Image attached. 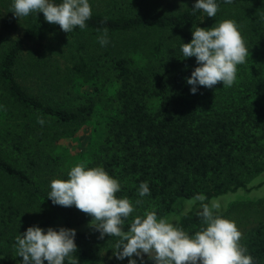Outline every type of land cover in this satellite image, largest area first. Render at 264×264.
Instances as JSON below:
<instances>
[{
  "label": "trees",
  "instance_id": "trees-1",
  "mask_svg": "<svg viewBox=\"0 0 264 264\" xmlns=\"http://www.w3.org/2000/svg\"><path fill=\"white\" fill-rule=\"evenodd\" d=\"M54 2L59 4L62 0ZM216 3L217 12H221L261 5L264 0H232L230 4L216 0ZM193 6L165 13L119 12L108 16L92 12L84 30L79 26L74 29L84 37L95 73L88 78L81 65V70L79 67L67 70L66 79L72 88L77 75L78 79L96 80L95 95L79 97L71 106L44 102L18 80L22 53L46 23L42 16L31 13L32 21L23 37L0 52V224L18 235L33 225L76 229L78 264H97L101 249L115 247L119 237L99 239L100 233L89 226L93 219L89 214L74 205H54L48 198L49 192L35 187L27 170L22 168L28 160L30 168L37 166L58 174L60 164L53 156V146L92 121L95 145L86 167H103L121 184L117 198L127 197L133 203L134 211L122 225L124 231L136 216L143 217L147 211L155 210L158 219L169 220L178 211L180 202L195 200L198 194H203L206 197L203 203H208L249 189L251 167L257 170L259 155L264 154V106L256 102L248 104L246 99L224 100L216 86L211 89L198 86L197 93H191L192 86L186 78L198 65L195 57L184 58L181 46L191 42L194 25L213 27L212 23L209 26L204 23L207 13L194 11ZM250 20L251 31L259 34L264 30V16L257 14ZM46 25L60 29L59 25L48 22ZM105 28L108 34L132 30H155L161 35L169 30H184L185 34L174 47L163 50L161 43L157 45L158 69L147 74L134 67L130 59L112 57L85 39L101 35ZM103 68L111 72L110 80L106 78L108 86L100 80ZM254 90L257 98L264 100V76L257 79ZM38 117L44 119L43 126L37 123ZM142 182H148L150 191L144 197L139 196ZM19 195L24 197L17 199ZM48 199L52 206L44 207L37 222L17 224L24 200L49 205L44 204ZM138 199L142 201L140 205L135 204ZM200 211L192 208L180 217L176 226L190 235L200 231L205 227ZM241 245L254 258L253 264H264V224L254 228ZM0 264H22V257L17 255L14 260Z\"/></svg>",
  "mask_w": 264,
  "mask_h": 264
},
{
  "label": "rangeland",
  "instance_id": "rangeland-1",
  "mask_svg": "<svg viewBox=\"0 0 264 264\" xmlns=\"http://www.w3.org/2000/svg\"><path fill=\"white\" fill-rule=\"evenodd\" d=\"M12 3L13 0H0V52L22 38L32 21L31 13L20 19L15 17L14 13L11 12ZM89 3L92 12L112 16L119 12L127 14L165 13L167 10L179 12L195 4L196 0H89ZM257 14L264 16V4L223 10L217 12L215 17H207L204 23L206 26H209V23L214 26L226 19L234 20L239 26L248 49L245 63L237 65L234 84L231 87H223V82H220L215 85L218 93L224 100L235 99L239 101L246 99L248 104L256 102L263 107L264 100L257 98L254 85L258 78L264 76V30L257 34L250 29V19ZM37 16L44 18L43 13H38ZM44 22H46L45 18ZM46 23L33 42L27 44L22 53L17 67L19 82L47 103H62L71 106L78 102L79 97L95 95L93 83L96 80L78 79L79 76L76 73L75 87L72 88L66 79L67 70L71 72L78 67V70H81V65L86 69L88 78H92V74L95 73L96 69L90 60V53L86 48L84 37H80L75 29L66 33L61 28L57 29L46 25ZM184 34V30H169L162 35L155 30L110 33L108 34L110 42L107 46H101L99 43L98 36L100 35H89L85 39L101 52H107L112 57L130 59L134 67L148 74L152 70L158 69L159 57H156L155 51L157 45L161 43L163 50L174 47L178 41L184 38ZM105 70V68L101 70L100 80L108 86L110 83H106V78L110 80L111 72ZM94 127V122H89L72 136L55 143L53 156L60 164L58 174H50L40 167L37 168V166L30 168L29 161L26 160L22 168L27 170L33 185L38 186L44 192H50V185L53 180H67L68 173L73 166L79 163L87 165L91 161L95 145ZM259 133L261 132L259 131ZM9 156L16 158L13 155ZM251 168L253 175L247 180L248 190L215 198L208 202L209 204L211 202L218 203L220 209L214 211H218L223 218L236 222L242 232L240 243L247 238L254 228L264 224V154L259 155L257 170ZM22 197L24 195H19L16 198ZM17 199L15 202L19 203ZM50 203L49 199L44 201V204L49 205L24 200L21 203L23 212L18 218L17 224L23 226L37 222L38 217L44 212V207L50 206ZM192 208L202 209L201 201L180 202L178 211L167 221L177 225L180 217ZM60 227L63 226L56 229L59 230ZM42 229L46 232L48 228ZM17 236V231L0 224V262L11 261L17 257L18 249L15 247ZM113 251L114 246L101 249L97 264H128L129 258L118 260L113 256ZM132 258L137 259L139 264L138 257ZM144 260L146 264H153V261L148 260L147 254L144 255Z\"/></svg>",
  "mask_w": 264,
  "mask_h": 264
},
{
  "label": "clouds",
  "instance_id": "clouds-1",
  "mask_svg": "<svg viewBox=\"0 0 264 264\" xmlns=\"http://www.w3.org/2000/svg\"><path fill=\"white\" fill-rule=\"evenodd\" d=\"M232 3V0H224ZM216 0H196L193 10H203L208 17H215L218 11ZM12 13L15 17H27L30 13H43L46 22L59 25L61 30L70 33L76 26L86 28V21L92 16L89 0H13ZM106 22V21H105ZM98 31H101L98 29ZM192 40L183 43L184 58L195 57L197 67L186 78L191 85V93L196 94L198 86L209 89L223 82V87H231L236 79L237 65L243 64L248 55L245 39L234 20L226 19L211 28L193 26ZM101 46H107L108 29L98 36ZM37 123L45 124L38 117ZM48 198L54 205L75 206L93 219L90 227L105 236L119 237L113 251L118 260L129 258L128 264H146L144 255L153 264H253V257L246 254L247 248L240 241L242 232L235 221L223 218L216 202L203 203L206 197L198 194L195 200L201 201L199 216L204 228L188 234L182 228L170 223L166 218H157L155 210L147 211L143 217L136 216L127 231L122 225L134 211L129 198H117L121 184L108 174L103 167H86L79 163L71 168L68 179H55L51 182ZM148 182L139 186V196L149 195ZM141 200L135 204L140 205ZM77 231L60 227H49L45 232L38 225L30 226L18 235L15 247L22 264H78Z\"/></svg>",
  "mask_w": 264,
  "mask_h": 264
}]
</instances>
